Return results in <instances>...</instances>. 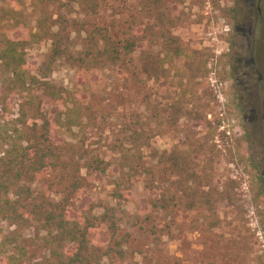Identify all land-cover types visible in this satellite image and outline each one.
<instances>
[{"label": "rangeland", "instance_id": "obj_1", "mask_svg": "<svg viewBox=\"0 0 264 264\" xmlns=\"http://www.w3.org/2000/svg\"><path fill=\"white\" fill-rule=\"evenodd\" d=\"M89 1L25 0L29 24L5 34L22 39L38 19L50 27L52 36L25 49L26 68L68 91L79 111L70 130H52L55 142L75 145L67 157L118 158L138 171L125 166L121 178L114 164L78 192L76 209L99 217L111 205L118 219L114 237L106 225L93 231L92 264H264V0H97L96 14ZM9 2L0 0L4 27ZM91 23L146 39L120 71L78 66L91 51ZM55 37L62 53L48 60ZM176 49L163 71L143 73L148 51L161 59ZM9 77L0 60V137L24 107L32 123L25 94L6 89ZM43 100L41 110L61 109ZM6 147L0 138V156ZM34 187L42 193L45 184ZM115 188L124 198L112 197ZM163 188L167 212L154 205ZM162 223L168 233L150 232ZM44 233L0 220V264L20 247L32 264L44 255Z\"/></svg>", "mask_w": 264, "mask_h": 264}, {"label": "trees", "instance_id": "obj_2", "mask_svg": "<svg viewBox=\"0 0 264 264\" xmlns=\"http://www.w3.org/2000/svg\"><path fill=\"white\" fill-rule=\"evenodd\" d=\"M24 2L25 0H10L9 6L1 9L3 19L7 20L5 27L0 23V60L10 72L6 89L25 94V103L31 104L27 110L32 112L30 118L32 123L28 124L29 118L24 107L18 117L9 121V130L6 129L0 137L7 146L6 151L0 156V220L17 228L35 223L38 231L45 232L41 237L44 255L31 259L32 264H92L93 231L106 225L105 228L114 237L118 229V219L115 208L111 205L104 206V212L99 217L92 215V211L76 209L80 201L78 192L87 186V178L106 174L114 164L119 165L121 178H124L125 166L138 171L135 166L130 163L126 165L124 160L121 162L118 158L105 161L99 156L90 155L83 163H78L67 157L69 149H73L75 145L65 140L62 143L53 140L52 130L55 127L70 130L73 118H77L79 111L72 105L73 98L68 91L55 87L45 80L40 82L37 74L30 73L26 68L25 49L44 36H52L49 35L50 27L38 19L31 28L25 29L27 35L22 39H13L5 34L6 30L29 24L22 10ZM89 4L96 14L99 9L97 0H90ZM112 27L115 29L114 25ZM88 32L91 42L90 55L83 53L77 61L78 66L92 64V69L115 66L120 71L127 63L126 58L133 55L139 43L146 39L141 35V30L128 29L121 34L118 31L113 33L111 29L104 32L98 30L95 23L89 25ZM52 40L53 47L47 56L48 60L62 53L60 40L57 37ZM170 41L174 42L173 39ZM87 54L90 56L89 59ZM174 54L171 57L165 53V56L159 59L148 51L143 58L145 60L143 73L149 78L163 71L167 61L172 62L174 56H179L178 50ZM44 98L59 104L61 109L56 111L54 109L51 112L49 109L41 110ZM140 136L141 133L137 132V138ZM65 145H68V148ZM174 162L178 163V158L175 157ZM168 168L164 167L166 173ZM82 171L85 173L82 174ZM38 180H43L45 184L42 193L39 192L40 189L34 187ZM112 184L114 186L117 183ZM55 187L60 188L56 193L59 195L57 198L52 197V190ZM157 194L160 196L154 201L156 210L167 212L170 197L164 188L159 189ZM111 195L124 198L118 188H115ZM191 204H194V200ZM151 230L153 234L159 231L166 234L169 232V226L162 223L160 228ZM69 245L70 249L66 251V246ZM26 254L25 247H20V250L12 253L5 251L4 261L6 264H26L23 259Z\"/></svg>", "mask_w": 264, "mask_h": 264}]
</instances>
